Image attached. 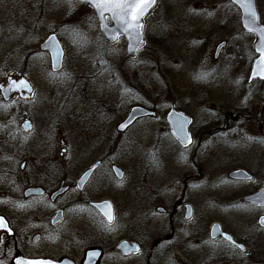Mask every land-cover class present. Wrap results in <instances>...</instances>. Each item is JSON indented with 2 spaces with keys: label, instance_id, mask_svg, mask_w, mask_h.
Here are the masks:
<instances>
[{
  "label": "rangeland",
  "instance_id": "1",
  "mask_svg": "<svg viewBox=\"0 0 264 264\" xmlns=\"http://www.w3.org/2000/svg\"><path fill=\"white\" fill-rule=\"evenodd\" d=\"M256 1L264 22V0ZM85 12L94 16L81 4L70 9L65 0H0V82L13 75L23 76L35 92L28 103L19 105L14 97L7 107H21L22 118L32 116L40 131L45 130L43 119L49 108L67 112V126L61 124L57 129L58 136L60 131L61 137L65 136L69 162L74 161L71 173L77 172L81 158L92 156L97 135L108 136L101 123L100 130L96 128L93 119L99 117L92 107L110 109L115 125L131 105L142 103L157 108L160 114L171 108L185 111L193 120L194 131L201 125L229 129L225 133L227 146H215L196 157L195 163L190 162L189 151H176L162 118L141 122L122 136L111 130L115 162L127 173L125 182L111 185V189L121 194L116 197L118 204L149 212L173 204L180 196L200 210L232 207L226 211L228 225L251 244L250 256L237 264H264V233L257 231L255 221L258 213L243 208L239 196L245 188L264 185V136L259 144L253 138L256 134L250 132L262 123L256 118H264V87L247 84L255 57L254 36L242 31L238 10L228 0H158L145 20L146 47L135 58L127 56L123 39L108 45L99 34L97 20L93 27L88 26ZM74 28L86 33L87 40L74 37ZM53 32L67 51L65 69L54 77L49 57L39 51L41 42ZM221 43L226 46L215 59ZM200 73H206L207 78L195 79ZM246 133L253 140L245 142ZM200 166L204 174L198 170ZM238 168L254 174L255 183L241 186L231 182L228 173ZM76 221L69 217L67 236L76 237V231L80 235L76 240L85 237L88 244L91 228L80 234ZM23 227L29 230L26 224ZM140 229L135 225L128 235H136ZM53 234L57 242L44 240L37 247L50 246L58 257L72 253L80 263V255L66 240H60L59 233Z\"/></svg>",
  "mask_w": 264,
  "mask_h": 264
},
{
  "label": "flooded vegetation",
  "instance_id": "2",
  "mask_svg": "<svg viewBox=\"0 0 264 264\" xmlns=\"http://www.w3.org/2000/svg\"><path fill=\"white\" fill-rule=\"evenodd\" d=\"M259 24L264 26L260 16ZM240 27L242 29L241 20ZM221 44H224L222 49L225 48L226 44ZM217 50L215 59L221 51L217 52ZM252 50L255 57L251 66L258 58L253 44ZM46 55L48 56L47 53ZM66 62L67 51L65 49L63 69L58 73H53L49 59L51 76L63 73ZM9 78L25 77L13 75L7 79ZM7 79L1 81L0 85L4 84ZM254 82L258 87H264L263 82L255 80L252 83ZM252 83L249 84L247 80L248 85ZM31 85L33 86L32 83ZM14 97L17 99L16 102L22 105L31 100L32 94L28 100H24L20 98V93H15L11 95L8 102H5L0 91V217L5 219L10 228V231L0 229V261L4 264H12L16 255H22L30 260L55 262L66 258L74 264H84L88 250L98 251L94 264H227L228 262L237 264L250 256V242L227 223L226 211L233 210L232 207L227 206L225 209L224 206L217 204L215 208L206 206L204 210H200L188 199L180 196L173 204L160 205L149 212L147 208L138 210L134 205L118 204L116 197L120 198L121 194L111 189V185L123 184L127 176L125 169L115 162V149L112 146L115 134H112L111 130L113 132L115 130L119 136H122L141 122L162 118L170 132L168 114L171 110H176L191 120L189 135L192 143L185 147L170 132L171 141L177 152L189 151L190 162L195 163L196 157L207 153L215 146H220V148L227 146L229 141L225 133L229 129H224L223 126L209 128L208 125H201V128L194 131L193 120L185 111L171 108L160 114L157 108L150 107L149 110L155 112V117L139 119L125 133H119L117 126L127 117L133 105L129 107L126 115L117 125L111 117L110 109L100 110L92 107L90 109L95 117H99L97 120L93 119V122L97 123L96 128L100 130L101 123L104 133H108V136L106 139L105 135L102 137L100 134L97 135V146L92 156L88 159L81 158L77 172L71 173L69 168L74 161L69 162L71 158L68 156L65 136L61 137V131L58 136L57 129V126L61 124L67 126V112L64 109L62 112L60 109L49 108L43 119L45 130L40 131L32 116L22 118L24 112L21 107H7L14 102ZM256 121H262V123L258 124V130L250 129V132L256 134L253 138L260 144V137L264 136V118H256ZM26 122L32 125L30 131L25 130ZM249 136V134L245 135V142H249L246 138ZM32 141L35 143L32 144ZM94 166L96 169L90 179L85 184L78 183L80 178ZM114 167L123 171V180H118L113 171ZM198 168L204 174L203 167ZM231 172L228 173V179L235 185H253L257 180V177L249 171L253 177L251 181L233 180L229 177ZM263 187L264 185L252 189L245 188V192L239 195L243 208L254 209L258 213L255 217L256 228L262 233H264V227L259 224V221L261 217H264V206L250 204L245 201V198L259 192ZM103 202H109L112 205V211L116 217V228L113 231L106 229L107 220L94 208V204ZM21 204L24 207H19ZM235 209V212H238L241 206ZM57 214H61L62 220L57 225H53L52 220ZM189 215L191 219L188 218ZM69 217L77 220V229L80 228V234L91 228L93 234L91 242L87 244V240H83L85 237L77 241L76 237L80 235L76 231H74L76 237L67 236L66 228ZM120 223H122L121 227L118 226ZM25 224L29 230L23 227ZM135 225L141 227L140 232L136 235H128ZM100 227H102L101 232ZM213 228L214 235H212ZM56 232L59 233L61 241L66 240L67 246H71V250H75L73 252L80 255V263L72 258L74 256L72 253L70 255L66 252L61 253L58 257L50 251V246H44L43 249L37 247L44 240L50 243L57 242L58 238L53 234ZM30 235L32 238L30 242H27ZM227 236L231 237L235 244L242 245L246 254L235 248L233 243L226 239ZM122 242L129 244L125 251L118 248ZM135 246L140 249V253L134 252Z\"/></svg>",
  "mask_w": 264,
  "mask_h": 264
},
{
  "label": "snow or ice",
  "instance_id": "3",
  "mask_svg": "<svg viewBox=\"0 0 264 264\" xmlns=\"http://www.w3.org/2000/svg\"><path fill=\"white\" fill-rule=\"evenodd\" d=\"M68 7L72 10L75 9L77 4H81L85 6V9L91 8L95 10V15H88L85 12V15L88 17V26L93 27V22L95 20H99L100 27L104 31L108 38L113 42H118L121 35L127 37L130 42V51L136 52L139 50V47L143 45V29L145 17L148 15L149 10L153 9L156 6L157 0H65ZM233 3L239 5V7L243 10L244 13V28H246L249 32H255L260 37V42L257 46V51L260 53V59L256 62V71L253 72V77L259 75L261 79H264V27H257L258 23V15L253 7L252 0H233ZM211 15V13L209 14ZM111 20L114 22L113 26L110 27L108 21ZM72 35L78 39L87 40L86 33H83L79 30V28H74L72 30ZM52 44H57L56 37L52 36L49 38ZM133 43L135 47H133ZM63 58V49H56V62L53 67H57L60 63H62ZM101 63H106L101 61ZM195 79H206V73H200L194 77ZM0 90H2L5 95L10 92L16 91L20 93V98L24 100H28L29 97L24 96V92H28L32 94V98L35 97V92L26 80H9L8 87L4 88L3 85H0ZM191 123L190 120L185 118L178 119L174 123L175 134L184 143L185 147L192 143L190 135L187 133L185 129V125ZM123 128H127L128 125L124 124L121 126ZM25 128L27 130L32 129V125L30 123L25 124ZM249 141L253 140L252 137H246ZM27 140V137H25ZM8 159V157H5ZM247 179L251 180V177H247ZM253 204L258 203V201L253 200ZM259 204L264 206V197H261L259 200ZM19 207H24L23 204L19 205ZM103 209H106L104 215L107 217V224L105 225L108 231H113L116 228V217L112 211V205L109 202H105L103 205H98ZM190 212V210H189ZM191 219V216L188 217ZM260 225L264 226V217H262L259 221ZM0 229L10 231L8 223L5 221L3 217H0ZM229 241H231V237H226ZM233 246L238 248L242 253L246 254V250L242 245H237L234 242ZM136 253H140V249L137 247L134 249ZM0 264H3V261H0ZM26 264H51L48 261H27Z\"/></svg>",
  "mask_w": 264,
  "mask_h": 264
},
{
  "label": "water",
  "instance_id": "4",
  "mask_svg": "<svg viewBox=\"0 0 264 264\" xmlns=\"http://www.w3.org/2000/svg\"><path fill=\"white\" fill-rule=\"evenodd\" d=\"M230 1V3L233 5V6H235L238 10H239V12H240V20H241V26H242V29L245 31V32H247V33H251V34H253V35H255V41H254V43H253V49H254V51H255V53L258 55V58L256 59V60H254V62L252 63V66H251V71H250V75H249V79H248V83L250 84V83H252L253 81H255V80H259V81H261V82H263L264 83V79H261L260 78V76L259 75H256L255 77H253V72L254 71H256V62L260 59V53L256 50L257 49V46H258V44H259V42H260V37L255 33V32H249L246 28H244V13H243V10L239 7V5L238 4H236V3H233V0H229ZM157 2H158V0H157ZM252 3H253V7H254V9H255V11L257 12V15H258V23H257V27H264V26H262V25H260L259 24V14H258V10H257V4H256V0H252ZM156 5H157V3H156ZM156 7V6H155ZM154 7V8H155ZM153 8V9H154ZM153 9H151V10H149V13H148V15L150 14V12L153 10ZM93 10V12H94V14H95V10L94 9H92ZM147 15V16H148ZM146 16V17H147ZM145 17V18H146ZM98 21V24H99V32H100V34L104 37V39L106 40V42L108 43V44H110V45H115V44H117L118 42H113V41H111L109 38H108V35H106L105 33H104V31L102 30V28L100 27V22H99V20H97ZM108 24H109V26L110 27H112L113 26V24H114V22L113 21H111V20H109L108 21ZM144 24H145V22H144ZM52 36H55L56 37V41L58 42L57 44H52L51 43V41H50V37H52ZM121 37H123L124 38V40H125V42H126V53H127V55L130 57V58H135V57H137V55L140 53V51L145 47V45H146V41H145V37H144V34L142 35V39H143V45L142 46H140L139 47V50L138 51H136V52H132V51H130L129 49H130V42H129V40L127 39V37L126 36H124V35H121ZM120 37V38H121ZM120 40V39H119ZM133 47H135V44L133 43V45H132ZM224 46V44H221V45H219L218 46V50H217V52L219 51V50H221L222 49V47ZM57 48H60V49H63V58H62V63H60L57 67H53V65L55 64V63H57L56 62V59H55V57H56V49ZM39 50L41 51V52H45V53H48V56H49V59H50V69H51V71L53 72V73H58V72H60V71H62V69H63V65H64V59H65V50H64V48H63V45H62V43L59 41V39L57 38V36H56V34H51L46 40H44L41 44H40V46H39ZM216 58H217V56H216ZM16 80V81H19V80H21V79H13V78H9V79H7V81L4 83V84H2L3 85V87L4 88H7L8 87V81L9 80ZM23 80H26V79H24V78H22ZM27 81V80H26ZM28 83H30L29 81H27ZM31 85V84H30ZM32 86V85H31ZM33 88V87H32ZM1 91V94H2V96H3V99H4V101L5 102H8L9 101V99H10V97H11V95L12 94H15V93H19V92H16V91H13V92H10V93H8L7 95H5V93L2 91V90H0ZM30 95H31V93H28V92H24V96H27V97H30ZM155 117L156 116V114H155V112L154 111H152V110H149V109H147V108H145V107H143V106H141V105H134V106H132L131 107V109H130V111H129V114L127 115V117L117 126V132H119V133H125L131 126H133L139 119H144V118H147V117ZM181 118H185V119H187V120H190L189 119V117H187L186 115H184L183 113H181V112H178V111H176V110H171L170 111V113L168 114V123H169V126H170V132H171V134L173 135V137L175 138V139H177L183 146H185L184 145V143H182L181 142V140L177 137V135L175 134V129H174V123L178 120V119H181ZM191 121V120H190ZM26 123H29V122H26ZM25 123V124H26ZM124 124H127L128 125V127L127 128H123L122 129V125H124ZM189 125H190V123H188V124H186L185 125V129H186V131H187V133L189 134ZM25 130H27L26 128H25ZM96 169V166H94L93 168H91L89 171H87L81 178H80V180H79V182L78 183H80V182H82L83 184H85L89 179H90V177H91V175H92V173L94 172V170ZM113 171H114V173H115V175H116V177L118 178V180H123V178H124V173H123V171H121L120 169H117L116 167H114L113 168ZM229 177L231 178V179H233V180H237V181H243V182H248V181H251L252 179H253V177H252V175L247 171V170H245V169H237V170H234V171H232L231 173H230V175H229ZM247 177H251L252 179L251 180H249V179H247ZM30 194V193H29ZM55 196V195H54ZM54 196H53V198H54ZM261 197H264V187L259 191V192H257V193H255V194H253V195H251V196H248V197H246L245 198V201L246 202H248V203H250V204H253L252 203V201L253 200H256V201H258V203H256V204H254V205H259V206H261L260 204H259V200H260V198ZM105 202H103V203H99V204H94V208L96 209V210H98L100 213H101V215H103V217L107 220V217L104 215V212L106 211V209H103V208H101V207H98V205H103ZM262 218V217H261ZM260 218V219H261ZM62 220V217H61V214H57L56 215V217H54V219L52 220V224L53 225H57L60 221ZM260 224V223H259ZM262 226V225H261ZM264 227V226H263ZM212 235H214V228H213V230H212ZM228 237V236H227ZM230 242H232V239H231V241ZM128 243L127 242H122L120 245H119V249L120 250H122V251H125V250H127L128 249ZM135 248H137V246H135ZM134 248V249H135ZM96 252H98V251H96V250H88L87 252H86V256H85V260H84V264H94V262H95V260H96ZM135 252V251H134ZM27 261H36V260H30V259H26V258H24L22 255H16L15 257H14V259H13V261H12V264H26V262ZM40 261H48V262H51V264H74L71 260H69V259H62V260H60V261H58V262H55V261H52V260H40Z\"/></svg>",
  "mask_w": 264,
  "mask_h": 264
},
{
  "label": "trees",
  "instance_id": "5",
  "mask_svg": "<svg viewBox=\"0 0 264 264\" xmlns=\"http://www.w3.org/2000/svg\"><path fill=\"white\" fill-rule=\"evenodd\" d=\"M90 9V8H89ZM91 10V9H90Z\"/></svg>",
  "mask_w": 264,
  "mask_h": 264
}]
</instances>
